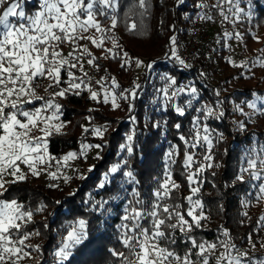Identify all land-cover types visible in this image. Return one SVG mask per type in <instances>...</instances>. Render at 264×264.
Here are the masks:
<instances>
[{
    "label": "trees",
    "instance_id": "1",
    "mask_svg": "<svg viewBox=\"0 0 264 264\" xmlns=\"http://www.w3.org/2000/svg\"><path fill=\"white\" fill-rule=\"evenodd\" d=\"M199 1L146 0L145 7L140 8L138 0H117L114 15L117 18L115 27L120 30V39L116 50L120 55L127 53L130 56H138V50L147 54L144 55L146 59H144L141 80L135 89L136 96L133 98L128 92L126 94L128 99L120 103L123 110L118 111L125 114L110 116L104 114L101 107L87 110L85 106L87 101L83 102L81 98L84 91L81 95L72 92L61 106V119L66 123L67 128L49 136L48 151L54 156L62 157L67 151L77 148L81 141L101 144L99 158L92 163V170L84 171L83 179L82 176L76 177V175L70 178L68 185L62 191L56 192V198L50 197L49 200L46 190L40 185L30 184L27 179L7 186L8 191L2 197H15L18 202H23L25 209L29 206L35 215L34 219L22 226L28 231L35 229L39 233L33 242L36 261L35 263L29 261L30 264H53L55 262L53 251L65 234L64 225L76 218L87 221V239L73 250V254L64 264H119L111 251H122L127 254V249L120 243V234L123 231L120 225L124 207L132 199L130 195L132 188L135 187L140 192V198L150 203L152 191L157 187V180L163 178L165 165L168 162L165 154L173 148L175 154L172 159L176 163L171 164L170 171L173 180L180 187L175 189L171 198L164 203L180 204L185 218L189 220L186 215L189 204L184 199L190 191L187 175L190 169L196 171L201 163L213 165L204 168L196 175L199 185L197 198L201 201L203 207L200 210L203 211L205 218L201 220V226H193L188 235L198 242L207 241L218 245L225 236L224 231L227 230V236L235 246H246L245 242L250 236L253 239L264 235L260 224L263 199L259 194V185L264 182V176L253 180L248 173H240L241 157L252 148L258 150L264 145V114L257 112L254 121L250 122L243 117L242 121H245L243 129L237 127L235 120L237 116L234 115V106L245 104L255 95H264V66L261 67L258 77L245 75L241 71L235 72L237 76L229 72L227 77L232 79L233 84L227 92L212 85L210 79H214V76H211L214 70L208 74L197 67L171 65L163 56L151 55V52L161 51L172 37H184L195 15L207 13L199 12ZM247 1L251 5L253 16L249 19H241L238 30L247 49L252 52L254 49L248 42L254 26L264 27V0ZM27 5L36 7L38 4L28 2ZM156 15L160 17V22L155 28ZM101 19L104 21L105 16ZM131 23L137 25L136 30H128V25ZM145 43L151 48L147 49ZM220 52L223 50L220 49L215 55L218 60L223 55ZM151 62L156 69H159L158 72L166 71L170 77H174L177 82L175 86L192 80L197 88V99L191 106L186 104L184 98L180 97L177 100L184 108L183 115L178 114L170 102L166 104L164 110L159 111L148 105L149 102L144 96L148 91L159 88L160 84L157 76L151 77L147 66ZM95 63L104 66V62H100L99 59ZM101 70L109 71V69ZM131 87L134 89V84L129 90ZM38 103H41V100L31 102L24 107H34ZM204 106H210L215 115L205 119V114L197 111ZM87 113L100 124H106V128L109 126L101 139L81 140L82 135H78L80 130L81 133L83 130L81 123L85 121V119L80 120L79 115L86 116ZM220 113L223 115L220 116ZM132 117L135 118L134 121ZM194 120L197 127H194ZM177 124L181 125L179 129L175 127ZM204 125L208 126L212 138L211 161H204V155L209 154V149L205 145L191 147L195 132ZM129 134L133 135L134 151L131 156H128L126 150L122 151V158L127 159V166L117 173L110 174L107 182H104V174L112 165L119 162L116 155ZM181 136H184L185 140H181ZM186 151L193 156V163L187 172L183 166ZM124 170H131L137 183H129L123 175ZM239 174L244 175V181L236 179ZM101 183H104V186L98 188ZM100 201L107 202L103 208L99 207ZM41 205L44 206L43 210L36 212L35 209ZM142 223L148 227L150 222L142 221ZM174 235L176 244L170 247L183 256L191 247V243L186 239L185 234L178 230ZM167 243L162 241V244ZM261 253H256L253 257L262 259L264 253Z\"/></svg>",
    "mask_w": 264,
    "mask_h": 264
},
{
    "label": "snow or ice",
    "instance_id": "2",
    "mask_svg": "<svg viewBox=\"0 0 264 264\" xmlns=\"http://www.w3.org/2000/svg\"><path fill=\"white\" fill-rule=\"evenodd\" d=\"M239 2L240 0H218L217 4L212 7L219 8L220 15L224 20H228V14L221 7L226 3L229 6L228 12L239 18V14L244 12V9L239 7ZM145 5L146 0H138L140 8H144ZM116 7L117 0H39L38 8L29 15L25 11L24 0H0V197L8 191L7 186L9 184L26 179L27 174L22 171L21 165L27 166L28 171L33 176L47 172L49 177L57 179V172L63 166L61 161L67 164L69 160L76 158L77 153L68 152L57 159L48 151L47 137L53 132L60 133L63 127V122L53 123V121L59 120L58 113L61 109V105L54 98L63 97L70 91L79 95V90L83 85L90 92V99H98L99 93L93 90L90 84L85 83L82 78L77 77L73 71L78 66L80 71H83V64L80 61L86 55L91 56L88 47L79 45L77 41L88 40L99 48L102 46L103 39H111L113 47H118L114 37L103 36L104 32L111 29L102 28L100 21L96 18L98 14L107 15V9H115ZM199 7H206V5L201 4ZM10 18H17V20L13 22ZM202 18L213 19L211 15L207 14ZM21 20L23 22H19ZM116 24L117 18L113 15L111 26L115 27ZM90 29H95L97 33L102 34L99 40L91 35H84ZM136 29L135 23L128 25V30ZM229 35L231 33H225V36ZM236 36L240 38L239 33ZM65 42L73 45L67 56L62 55L59 50V46ZM108 51L112 52V49H108ZM171 56L180 65L188 67L184 60L177 55L175 48H173ZM87 63L99 67L98 64H95V57L88 59ZM125 63H127L126 60ZM261 63L264 66V62ZM141 64L142 61L137 59V67ZM147 66L151 67V64ZM63 72L67 73V81L62 79ZM86 75L87 73H85ZM39 77H46L56 86L62 83H67L68 86L61 88L59 92L52 93V98L45 99L37 96L33 87L35 79ZM105 79V77H101L96 83L101 84ZM161 79L165 80L166 87L159 91L164 93L166 100H171L186 90L193 99L195 98L197 92L195 87L187 89L184 86L175 87L169 95V88H172L177 82L174 77L167 75L162 76ZM110 83L112 89L119 87L115 78H112ZM102 90L104 103H108L111 97L113 109L120 107L118 100L128 98L123 92L117 95L109 89L108 85H102ZM129 95L135 98V89ZM34 99L43 100V103L40 107L26 110L24 106L30 104ZM256 99L264 103V97L257 96ZM187 104L191 106L192 100H188ZM247 105L254 111L264 114V108H257L256 101H248ZM173 107L178 114H184V108L181 106L173 105ZM237 110L243 113V109L239 106H237ZM129 111H131V105H129ZM197 111L203 112L205 119L210 115H215L210 106H204ZM219 115L222 116L223 113ZM131 119L135 120L134 117ZM175 127L179 129L181 125L177 124ZM194 127H197L195 120ZM239 127L243 129L244 124L239 123ZM84 131L88 132L89 129L84 127ZM91 131L93 135L103 137L106 129L93 127ZM34 132H38L39 135H34ZM202 132L203 135L199 129L195 132L191 147L207 145L209 154L204 155V161H211L210 150L213 144L207 125L203 126ZM180 139L185 140V137L181 136ZM132 141L133 135L129 134L125 138V143L120 145V149L126 150L128 156H131L134 151ZM101 147V144L82 143L79 155H86L89 148L99 149ZM174 154L175 148L165 154L168 162L165 165L163 178L157 180V187L152 191L150 203L141 199L140 192L135 187L132 188L130 193L132 199L124 207V215L121 217L122 223L120 225V228L123 229L120 234V243L127 249V254L112 250V256L118 259L119 264H211L212 259L215 260V264H243L241 256H246L247 253L233 255L234 244L221 242L220 246L224 248V251L219 256H215L217 243L198 242L188 235L193 226L200 227L201 220L205 218L203 211L196 214V209H202L203 206L199 199L193 200V196L199 192V188L191 187V185L195 183V176L204 168L212 167V164L201 163L195 172H189L187 175L192 195L184 199L189 204L186 215L191 218L190 220L185 218V213L181 210L180 204L164 203L171 198L172 192L180 187L173 180L170 171L171 164L176 163L172 159ZM97 158H99V154H97ZM52 160H56L57 172L47 171L51 167L49 162ZM192 163L193 156L186 151L183 160L186 172ZM126 166L127 159L112 165L104 174V182H107L110 174L117 173ZM91 170L90 167L89 171ZM240 173H248L253 180L264 176V145L260 146L259 152L256 148H252L244 157H241ZM123 175L129 183H137L131 170H124ZM5 177H12V179L8 180ZM81 178L83 179V176ZM63 179L67 183L70 177L64 176ZM236 179L244 181L245 178L243 174H239ZM57 186L55 184L49 185V187ZM103 186L104 183L99 185V187ZM259 194L264 196V183L259 185ZM98 203L99 207L103 208L107 202L100 201ZM43 208L44 206L41 205L35 211H42ZM32 217L33 210H25V205L16 199L5 200L0 198V264H18L23 256L28 255L21 246H25V241L31 235H39V233L24 232L17 239L12 237L15 233H19L22 224L30 222ZM173 220L174 223L171 222ZM142 221H149V226L145 227ZM86 228L87 221L83 218L66 222L64 225L65 234L61 237L54 251L57 264H64L73 254V250L87 239ZM177 230L185 234L186 239L191 243V247L183 256L170 247L176 244L174 234ZM224 235H228L227 230L224 231ZM162 241L168 243L165 245L162 244ZM193 256H195V260ZM259 264H264V260H260Z\"/></svg>",
    "mask_w": 264,
    "mask_h": 264
},
{
    "label": "rangeland",
    "instance_id": "3",
    "mask_svg": "<svg viewBox=\"0 0 264 264\" xmlns=\"http://www.w3.org/2000/svg\"><path fill=\"white\" fill-rule=\"evenodd\" d=\"M28 2H35L39 5V0H24L25 11L27 12V14L31 15L38 8V5L36 7H31V6L27 5ZM217 2H218V0H200L199 5L204 4V5H206V7H200L199 12H207V14L210 13L209 15H211L213 17V19L208 20V22L206 23V31L212 37L211 39L214 41V49H213L214 62L211 66V71L214 70L213 71L214 73L211 76H214V79L213 78L210 79L211 83L216 88L219 87V88L223 89L224 91L229 92L231 87H232V84H233L232 79L230 77H227V74L229 72L235 73V72L241 71L245 75L250 74L253 77H256V76L258 77L260 75V70L262 67L261 62H264V27L254 26L253 33L250 36V40L248 42L249 46L252 49H254V51L250 52L247 49L245 43L243 42L241 35H240V38H237V36H236L237 33L240 34V31L238 30L239 21L243 18L249 19V17L253 16L250 3H248L247 0H240L239 7L243 8L244 12L239 14V18L232 15L231 12H228L229 6L226 3L221 5V7L224 8L225 12L229 16L228 20H224L223 17L220 15V9L212 7L214 4H217ZM114 10L115 9H107L106 10L107 15H99L98 14L96 18L100 21L102 28H105V29L110 28L111 29L108 32H104L103 36L114 37L115 41L118 44V40L120 39V30L118 28L116 29V27L111 26V17L114 15ZM102 16H105V20H104L105 22L102 21V19H101ZM159 18L160 17L158 15H156V18H154V27L155 28H156L157 23L160 22ZM10 19L13 22H16V20H17V18H10ZM19 22H23V21L21 20ZM225 33H231V35L225 36ZM84 35H91V36H93L99 40V38L101 37L102 34L97 33L95 31V29H90L87 33H84ZM179 37H182V36H179ZM77 43L79 45H82V46L86 45L89 49V52L91 53V56L86 55L80 61V63L83 64V71H80L79 66L77 67V69H74L73 71L75 72V75L77 77L82 78L85 83L90 84L91 88L92 87L95 88V90L99 93L97 100L90 99V92L88 91V89L84 88L82 85V88L79 90L80 91L79 95H81L82 91H84V94L81 95V98L83 99V102L87 101V105H85L87 110H89V109L92 110L93 107H101L103 110L102 112L106 115H110V116H118L120 114L124 115L125 113H122L121 111L118 113L119 109H122L121 107L116 108V109H113L111 107V97L109 98L108 103H104V100H103L104 92L102 90V85H108L109 89L114 91L117 95H119V93L123 92L124 95L126 96V94H128V92L130 93L133 90V87H131V89L129 90L130 86H133V84H134V89H136L137 85L139 84L138 82L141 80V75H142L141 72H142V69L144 67V62H145L144 59H146V56H144V55H147V54H144L142 51L138 50V53H137L138 56H130L128 54H127V56H125V53H121V55H120V53H118V51L116 50L117 47H113V42L111 39H103L102 46L99 48L96 47L95 45H93L88 40H80V41H77ZM146 46H147V49L151 48L147 44H146ZM72 47H73L72 44L65 42L59 46V50L61 51L62 55L67 56L68 53L72 50ZM165 47H166V45L164 46V48L161 51H158L156 53L151 52L152 53L151 55L152 56L153 55H156V56L159 55L160 56L162 54V52L164 51ZM108 49H112V52H109ZM220 49L223 50V52H220V54L223 53V55L221 56V59L219 58V60H218L215 55H216V53H218V51H220ZM117 56H120L119 59L116 58ZM93 57H95V61L99 59L100 62H104L103 63L104 66L102 67V66H100L101 64H98V63H95V64L99 65L98 68L93 66V65H89L87 63V60L91 59ZM96 58H98V59H96ZM137 59L142 61V64L139 67H137V65H136ZM125 60L127 61V63H125ZM150 64H151V67H149V71H150L151 77L157 76V80L160 82L159 88H156L153 90L150 89L151 91H148L146 96H144L145 100L147 102H149L148 105L151 108L154 107L158 111L164 110V107L166 106V104L168 102H170V104H173V105L181 106V104H179L177 101L180 97L185 99L186 104H187V101L190 99L192 100V102L197 99L196 94H195V98L193 99L192 96L186 90L185 92L181 93L177 97H175L171 100H166L164 93L159 91V90L166 87L165 80H162L161 77L165 76V75L169 76V74L166 71L158 72L159 69H156V66H153L154 63L151 62ZM226 64H227V67H226ZM101 69H109V71L104 72ZM89 70L90 71L92 70V72H93L92 79H89V77L87 78V75H88L87 72ZM85 73H87L86 76H85ZM236 76H237V74H236ZM101 77H105L106 79L104 81H102L101 84H97L96 81L100 80ZM112 78H115L117 85L119 87L112 89V86L110 83ZM38 79L40 81V84H39L40 86H43V85L56 86V85L52 84V82L50 80H48L46 77H39ZM62 79L64 81L68 80L66 72L62 73ZM77 82H79V80H77ZM34 86L37 87L36 85H34ZM67 86H68L67 83H62L59 86H56V88L60 91L61 88H66ZM179 86H184L185 89H187L189 87H195V85L192 83V80H190L184 84L180 83L178 86L174 85V86H172V88H169V95H170L171 91L174 90L175 87H179ZM257 96H260V95H255L249 101H256L257 108H264V103H262L260 100H257L256 99ZM261 97H264V95H262ZM54 99L57 103H59L62 106L64 104V102L66 101V95L63 97L57 96ZM229 99L231 102V98H229ZM121 101L123 102L124 99H120L117 102L120 104ZM247 102L245 104H238V105L234 106V115L237 116V118H235V120H236V125L238 128H240L239 123H243L245 125V121H242L243 117L246 118V120H248L249 122L254 121V119H255V115L257 112L254 111L253 109L249 108L247 105ZM42 103L43 102L38 103L34 107H26L25 109L27 110V109H32L35 107H40ZM237 106H239L240 108L243 109V113H241L240 111L237 110ZM81 110H83V109H81ZM239 113L242 116L239 115ZM245 114H247V115H245ZM58 115H59V120L53 121V123L63 122V127H62L61 131H64V130H66L67 127H66V123L61 119V109H60ZM79 118H81L80 120L85 119V121H83L81 123V129H83L82 133H81V130L78 133V135H80V136L82 135L81 140L82 139L95 140V139H101L102 138V137H98V136H95L92 134L91 129L93 127H102L103 129L109 128V126L106 128V126H105L106 124H100L97 121V119H93L89 113H87L86 116H85V114L79 115ZM84 127H87L89 129V131L85 132ZM202 128L199 130H201V134L203 135ZM104 133H106V132H104ZM33 134L39 135L38 132H34ZM209 135H210V133H209ZM48 138L49 137H47V140H48ZM210 138H211V135H210ZM211 140H212V138H211ZM193 141H194V139H192L191 143ZM82 143L95 145V143L88 142V141L84 140L78 144L77 148L67 151L65 154H67L68 152H74V153H77V156H76V158L69 160L67 162V164H64V162L61 161V164L63 166L60 167L59 172H57L56 160H52L49 162L51 164V167L48 168L47 171L57 172V177H58L57 179H52L51 177H49L47 175V172H42L39 176H33L28 171L27 166L21 165L22 171L27 174V177H26L27 181L30 184L40 185L43 188V190H46L45 192H47V194H48V196H47L48 200L50 197L56 198L55 197L56 192L62 191L65 188V186L68 185V182L65 183L63 177L68 176V177L72 178L75 175H76V177L82 176L84 171L89 170V168L92 166V163L96 160L97 154H99V152H100V148L99 149L89 148L86 152V155L81 156V155H79V153L81 151V144ZM205 146H206V148H208L207 145H205ZM122 151L123 150L119 149V151L116 155L118 157L119 162L125 160V158H122V156H123ZM257 152H259V149L257 150ZM51 155L54 156L53 154H51ZM57 156H54V157H56L57 159L61 158L60 155H57ZM40 167H46V166H40ZM190 172H195V170L190 169ZM5 179L11 180L12 177H5ZM194 179H195V183H193L191 185V187H198L199 188V185L196 181V176ZM52 184H55L58 186L57 187H49V185H52ZM98 188H99V185H98ZM190 195H192L191 194V188H190V191H189L187 197ZM0 198L5 199V200L15 199V197H6V198L0 197ZM261 198L263 199V204H262L261 209H260L261 210V212H260V224L262 225V228L264 230V196H261ZM196 199H198L197 193L193 196V200H196ZM21 203H23V202H21ZM28 209H30V207L26 206L25 210H28ZM199 211H201L200 208L196 209V214H199L200 213ZM34 217H35V215L33 214L32 219H34ZM186 219H188V218H186ZM22 226H23V224H22ZM31 233H37V232L34 229V232H31ZM35 236H37V235H35V234L31 235L25 241V246H21V247H23L24 252L28 253V255L23 256V259H21L18 262V264H30L29 261H33V263H35L36 255L34 254L33 250H32V252L30 250L32 245L34 247L33 242H34ZM224 237H228V236H224ZM245 244H246V246H235V249H233L235 251V253L233 255H237L240 253H247L246 256H241L243 263H247L248 261H250V259L254 258L253 256H256V253H258V254L261 252L264 253V246H262V245H264V235L257 236L253 239L250 236L247 239V241L245 242ZM253 245H254V247H253ZM55 249H54V251H55ZM54 251H53V255H54ZM223 251L224 250L222 249L220 244H218V247L215 251V256H219L220 253ZM262 257H263V255H262ZM54 258H55V262L53 264H57L56 257L54 256ZM262 259H264V257ZM211 264H215L214 259H212Z\"/></svg>",
    "mask_w": 264,
    "mask_h": 264
},
{
    "label": "built area",
    "instance_id": "4",
    "mask_svg": "<svg viewBox=\"0 0 264 264\" xmlns=\"http://www.w3.org/2000/svg\"><path fill=\"white\" fill-rule=\"evenodd\" d=\"M205 14L207 13L197 14L193 17V19L190 22L188 32L184 37L174 36L169 40V42L166 44L164 51L161 54V56H163L168 63L175 66H182L179 64L178 61L175 60V58L171 56V52L173 48H175L177 55L184 60L186 65H188L189 67L192 66L197 67L201 71H204L208 74L212 73L211 66L214 62V55H213L214 41L211 39L212 37L206 31V23L208 22V20L202 18ZM87 73H88L87 78L89 77V79H92L93 77L92 70L91 71L89 70ZM39 84L40 81L38 78H36L33 87L37 96L48 99L52 97V93L59 92L56 86L53 85L40 86ZM34 85H36L37 87H35ZM71 93H72L71 91L68 92L66 94V98L70 96ZM34 101H38V100L35 99L32 100V102ZM41 102H43V100H41ZM24 232L31 233L34 232V229L28 231L22 227L21 231L19 233H15L12 238L17 239L18 236L22 235ZM221 242H228L232 244V241L230 240L229 237H224L221 240ZM30 249L33 250L34 254L36 255L33 245L31 246ZM222 249L224 250L223 247ZM234 253L235 251L232 250V254ZM260 260L262 259L254 257L250 259V261H248L247 263H243V264H259Z\"/></svg>",
    "mask_w": 264,
    "mask_h": 264
},
{
    "label": "crops",
    "instance_id": "5",
    "mask_svg": "<svg viewBox=\"0 0 264 264\" xmlns=\"http://www.w3.org/2000/svg\"><path fill=\"white\" fill-rule=\"evenodd\" d=\"M210 13H208V15H209Z\"/></svg>",
    "mask_w": 264,
    "mask_h": 264
}]
</instances>
